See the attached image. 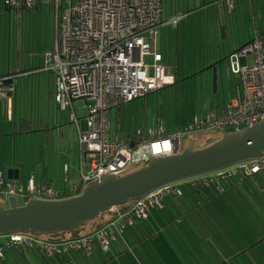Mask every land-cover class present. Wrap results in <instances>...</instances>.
I'll return each mask as SVG.
<instances>
[{"label":"built area","instance_id":"1","mask_svg":"<svg viewBox=\"0 0 264 264\" xmlns=\"http://www.w3.org/2000/svg\"><path fill=\"white\" fill-rule=\"evenodd\" d=\"M34 1L54 6V45L44 53L42 68L55 71L54 99L61 109L72 107L74 103L85 108V126L79 130L78 140L80 161L88 165L80 164L79 178L68 189L69 194L52 186L38 185L32 178L28 179L24 192L0 176L3 194L40 199L75 196L105 172L121 175L128 167L147 163L152 158L180 153L184 135L209 129L238 131L264 119V40L256 32L250 42L229 56L230 71L240 80L236 97L221 107L194 115L183 131L165 135L157 128L149 131L146 138L139 132L133 140L111 138L110 106L142 97L175 81L174 74L161 62V55L156 49L150 51V41L155 42L159 27L170 22L162 21L161 0H0V7L13 9L23 2ZM226 1L230 7L232 0ZM149 53L152 65L144 62V55ZM249 55L253 57L252 63L247 61ZM150 66L153 74L149 73ZM2 88L13 90L12 85L4 86L0 79V99ZM70 117L74 122L79 120L75 114ZM262 170L264 155L193 179L203 184L217 183V190L222 191L218 179L227 181L233 176L255 175ZM172 187L170 183L154 189L136 200L133 210L144 217L148 205L158 203L160 195ZM111 233L110 228L101 229L95 238L106 247L107 235ZM93 239L89 236L50 241L20 232L10 234L5 245L38 246L47 255H63L70 250L87 248ZM2 255L0 245V257Z\"/></svg>","mask_w":264,"mask_h":264},{"label":"rangeland","instance_id":"2","mask_svg":"<svg viewBox=\"0 0 264 264\" xmlns=\"http://www.w3.org/2000/svg\"><path fill=\"white\" fill-rule=\"evenodd\" d=\"M245 1V0H244ZM211 1H202L201 3L206 4L205 6L207 9H195L196 6H199V2H195V0H161L162 3V20L168 18L167 20H171L174 15H177L180 18V22L178 25L177 33H176V26L175 28H171L172 24H164L162 27V40L161 38L157 37V39L150 41V51H154V49L163 52H167L168 54V61L172 66L173 70H177V80L184 79V77L188 76L187 70L188 65L192 67V69L197 68V64L199 61L204 58L205 64L207 67L208 65L212 64L211 60L217 58V72L219 69V73L226 72L225 77V86L223 90L222 83L223 81H218V90L215 94V99L221 101L223 95H236L237 86L240 82L238 75L233 74L229 68V62L226 61L228 58L229 52H233L235 49H238L243 42L246 41L247 38L252 39L254 37V21L248 17V13L245 15H239L236 19V22L224 12L223 8L220 7L215 9L212 7L210 3ZM213 2V1H212ZM223 3L222 0L219 3ZM246 2V1H245ZM244 3V2H243ZM187 4L190 5L193 9L197 10L195 15H183L186 13ZM66 6V3H63ZM220 6V5H219ZM19 9H11L4 11L5 16L0 13V28H5L6 34V42L8 43V31L11 28V66L10 70H13L15 66H22V63L31 65L30 63H35L37 56L42 52L45 48L44 44L46 43V52L53 48L54 45V31H55V18H54V6L50 3H41L36 2L30 5V3L24 7L21 5ZM2 9V8H0ZM189 10L191 8L189 7ZM240 11V12H239ZM7 12V13H6ZM237 12L241 13V9H237ZM194 17V19H193ZM257 27L263 31L264 30V20L256 19ZM169 28L167 30L164 29L166 27ZM184 29L183 37L180 34L181 29ZM256 27V28H257ZM188 29V30H187ZM240 34L241 43L238 42V35ZM1 37V35H0ZM1 39V38H0ZM163 44L166 45L167 50L164 48ZM8 45V44H7ZM234 46H237L234 50ZM8 48V47H7ZM1 54V52H0ZM169 54L170 58H169ZM6 61L8 58V49L5 52ZM222 56V57H221ZM2 58L0 57V60ZM226 66L220 69L221 62L225 63ZM248 63H252L253 57L249 55L247 57ZM144 62L146 65H152L153 58L152 55L146 54L144 55ZM177 66L175 67V65ZM204 68V67H203ZM7 69V66H6ZM199 70V69H198ZM211 69L205 70L199 73L194 81V84L188 83L187 80L181 81V84L177 85L178 90H173L171 88H163L156 92H151L147 96V100L144 102L143 99L138 98L131 102H123L117 105L112 106L111 108V129L112 132H115L117 135L115 136H122L124 135L125 130H131L132 128L136 129L140 125L145 126V129H148L150 126L155 125V123L159 120V125H162L166 128L167 131L170 129L172 131L182 130L187 124L191 121L189 118L192 114H200L205 109L210 106V93L209 90H206V96L203 95L204 87L208 86L213 90L212 84V70ZM207 71V72H206ZM174 72V71H172ZM207 75H204V73ZM149 73L153 74L152 66L149 67ZM207 79H205V78ZM25 80L20 79L18 80L16 89L19 93L17 96V113H19V120L21 118L26 119L32 124V129L38 128V124L43 120V123H47V116L44 111V102L42 98L39 97V91L37 90V82H34L31 79L28 84V87L25 85ZM199 84V85H198ZM190 87L191 91H193L191 95V103L190 106V114L187 115L188 112V97L187 88ZM35 91V92H34ZM203 92V93H202ZM180 96V99L186 98L184 104L177 105L178 107L174 106L176 95ZM213 94V93H212ZM213 96V95H212ZM213 98V97H212ZM51 113L53 112V116L56 113L65 114L67 120H69L70 115L75 114L77 119L79 118L80 123L82 122V118L85 114V108L83 106L74 108L67 106L65 109H61L58 105H54L51 99ZM183 110V111H182ZM22 112V113H21ZM52 116V114H51ZM78 120V122H79ZM156 121V122H155ZM78 122H72L68 125H65L67 128V136L68 137V148L70 149L71 145L76 147L77 152L72 153L70 152L71 157L68 159L67 163L69 165V180H73L78 176V149H77V137H76V125ZM45 129V128H44ZM43 129V130H44ZM224 133L222 129H209L206 131H199L191 133L187 136H183L182 145L186 143L189 138L197 139L201 146H205L207 141L212 139L215 141L219 139ZM29 135H23L22 138L17 137L15 143V150L18 155H23L25 152L26 154L29 153L30 147L35 145L34 141H43L47 139V142L51 146H56L57 143L54 140H51L52 135L48 134L45 131H38ZM41 134V135H40ZM113 136V135H111ZM112 138V137H111ZM35 142V143H36ZM39 143V142H38ZM37 144V143H36ZM52 148V147H50ZM46 149V148H45ZM45 152V151H44ZM142 165H136L134 169L139 168ZM49 174L52 173L48 171L47 176L48 180L50 181ZM234 178L231 177V179ZM26 180L27 178H20L19 180H15L14 184L16 187H21L24 192H26ZM57 180L59 186L64 187V179L62 177V170L59 171L57 175ZM56 179H53L54 185L57 183ZM72 181V182H73ZM75 182V181H74ZM228 182L221 181V185H225ZM181 185L186 187L184 191V195L181 197V200L186 201V205L188 207L192 205H196L197 201H195L192 197V191L189 188V183L187 180H184ZM62 187V188H63ZM68 189L64 190L63 192L66 193ZM218 193V197L208 205L209 211L202 210L201 212L198 211L200 214L202 213L205 217V220L201 222V217L198 214H195L194 217V227H190L187 223L188 219L191 216V211L188 213L185 212L183 207H180L177 211H175L170 217L177 219L174 223L175 226L169 228V231H172L174 228L176 231L178 229V233H182L183 231H188V234L195 237L196 236L203 241V247L208 249L207 255L204 254L201 256V261L203 264H217L220 260L225 259L224 257L228 251V241L222 233L217 232L216 224L210 222L212 221L206 213H213L215 217H219V228L221 223H227L225 221L229 219H234L236 213H239L238 209L229 206L228 196L227 194H221L222 191H218L217 188L213 183L207 186V189H204L201 192V201H205L209 195V193ZM264 197V194H261ZM7 196H4L3 199L6 200ZM18 204H24V196L18 194L17 195ZM179 198H174V200H179ZM189 200L192 203H189ZM233 204V203H232ZM238 204V203H237ZM235 213V214H234ZM201 214V215H202ZM204 218V217H203ZM209 218V220H208ZM221 229V228H220ZM241 230L243 228L241 227ZM60 234L62 237H68L71 235V231L62 232ZM207 239V240H206ZM237 244V243H236ZM231 246V245H230ZM227 251V252H226ZM36 254L40 253L38 250H33ZM218 253V254H217ZM200 260V259H199ZM244 257H237L236 261L243 263Z\"/></svg>","mask_w":264,"mask_h":264},{"label":"crops","instance_id":"3","mask_svg":"<svg viewBox=\"0 0 264 264\" xmlns=\"http://www.w3.org/2000/svg\"><path fill=\"white\" fill-rule=\"evenodd\" d=\"M202 1H213L215 3V7L218 9L221 7L219 6L220 0H195V2L201 3ZM256 3L259 2V0L255 1ZM187 3H189V0H187ZM28 5L27 2H24L21 4L22 7ZM189 7L191 10H189ZM15 8V9H19ZM197 10L205 9L203 6V3L199 4V6H196ZM193 9L190 5L187 4V12L183 13V15H195L197 10ZM4 11H7L6 9H0V13L5 16ZM7 13V12H6ZM255 17L256 19L262 20V13L261 11H257L255 9ZM235 13V17H236ZM162 16V14H161ZM234 17V18H235ZM55 18V14H54ZM177 15H174V17L171 20H167L168 18L163 20V23L170 21L171 28H175L176 26V33L178 32V25L180 20H178V23H173V20L177 19ZM233 18V19H234ZM194 19V17H193ZM236 22V18L234 19ZM164 25V24H163ZM162 25V26H163ZM166 25V24H165ZM256 20L254 21V32L256 30ZM159 27V37L162 40V29L163 27ZM169 28L166 27L164 29L167 30ZM258 28V27H257ZM188 30V29H187ZM11 28L8 31V43L6 42V34L5 28H0V57L2 58L0 60V79L3 80L6 83H11L13 81L14 83H18V80L24 79L25 85L28 87V84L31 79H33L34 82H37V90L39 91V97L41 98L40 93L42 94L43 102H44V111L46 113V116L48 118L47 123L44 124L43 120L38 124V128L35 130L32 129V124L27 121L24 118H21L19 120V113H17V96L18 92L16 91H8L5 88H2V98L0 99V176L3 179H6V173L9 168L15 167L19 169V175L20 178H27L26 184L29 178H32L34 182L41 186H52L54 189L61 190L62 192L66 189H69L74 181L72 182L69 180V178H72L69 176V165L67 163L68 159H70L72 153H76V147L71 145L70 149L68 148V137L67 135V128L65 125H68L69 123H72L71 117L69 120H67V117H65V114H59L56 113L55 116H53V112L51 113V99L56 104L53 98V92H54V85H55V71L53 70H46L42 69L43 66V56L44 53H46V43L44 44L45 48L42 52L37 56L35 63H30L31 65L25 64L23 62L22 66L18 67L15 66L13 70H10L11 66ZM184 29L182 27L181 29V35L183 37ZM238 35V42L241 43L240 34ZM251 40V39H250ZM249 38L246 39L245 42L241 44L244 45L247 42L250 41ZM54 41V40H53ZM8 44V45H7ZM164 48L167 50L166 45L163 44ZM240 46V47H241ZM8 47V48H7ZM237 48V46H234L232 48L233 50ZM6 49H8V58L6 61ZM51 50V49H50ZM236 50V49H235ZM164 50L159 51L161 54V62L167 66L168 72L174 74L173 68L170 65L168 61V54L167 52H163ZM48 52V51H47ZM231 52H229L228 55H230ZM169 54V58H170ZM222 57V56H221ZM241 62L244 61V59H240ZM211 63L218 67L217 65V58L211 60ZM210 64V65H212ZM225 63L221 62V68L226 66ZM197 68L205 67V60L202 58L201 61L198 62ZM204 65V66H203ZM7 66V69H6ZM230 68V67H229ZM211 71V70H210ZM207 72V71H206ZM204 73V75H207V73ZM227 72V71H226ZM226 72L221 76V73H219L218 69V81H223V79L226 77ZM205 78V77H204ZM206 79V78H205ZM207 80V79H206ZM204 93L206 94V90L213 91L208 86L204 87ZM239 89V84L237 86V91ZM224 90V88H223ZM35 92V91H34ZM213 91L210 93V106L205 109L202 113L211 110L215 107L217 104V100L215 99ZM213 95V96H212ZM236 95H227L226 98H234ZM206 96V95H205ZM213 97V98H212ZM221 102V101H219ZM79 103H74V108L81 107L78 105ZM114 106V105H113ZM111 108H109V115H110V121H111ZM22 113V112H21ZM200 113V114H202ZM52 114V116H51ZM193 115L198 114H192ZM83 119V118H82ZM69 122V123H68ZM76 125L77 132V149H78V163H80V150H79V130L81 128H84L85 123L84 120L80 123V120L78 122V125ZM111 126V122H110ZM155 125H152L148 128L147 131H149L151 128H153ZM142 127L140 129H145L143 127L145 126H139ZM138 127V128H139ZM47 132V135L51 134L52 138L51 140H54V142L57 143L55 146H51L47 139L46 141H34V146L32 145L30 148V151L28 154L25 152L23 155H18L15 150V143L16 138L20 137L22 138L23 135H31L34 133V136H36V132L45 131ZM44 129V130H43ZM137 129V128H136ZM135 129L132 128L131 133H128V130H125L123 132L124 135L122 136H115L117 135L115 132H112L111 129V135H113L116 138L119 139H126L129 134L132 135V132ZM41 135V134H40ZM131 140V139H129ZM37 144H36V143ZM39 142V143H38ZM52 147V148H50ZM46 148V149H45ZM45 151V152H44ZM79 169V166H78ZM62 170V177L64 179V187L62 188L59 186V182L57 180V175L59 171ZM50 171L52 174H49V177L51 178L50 181L48 180L47 173ZM53 179L57 180L56 185H54ZM228 182L225 185L222 186V193L221 194H227L229 206L232 209L234 207L235 209L239 210V213H236V216L234 219H229L225 221V223L220 224L219 228V217H215L213 213H206L207 216L210 214V219L212 223L216 224L217 226V232L220 234L222 233L223 236L226 237L229 245H228V251L227 254L224 256L226 257L223 260H220L217 264H264V197L261 194H264V170L261 171L259 174L255 175H249V176H234V178H230L229 180L225 181ZM210 194V193H209ZM212 194V193H211ZM217 192L214 193L215 197L211 200L213 202L218 196ZM209 196V195H208ZM196 201V200H195ZM206 201H200V204L193 206L191 210V214L188 216H191L190 219H188L187 223L192 228L194 227V217L195 214H198L199 217H201V222L205 220V217L200 212L202 210L209 211L208 205L210 204ZM233 203V204H232ZM238 203V204H237ZM172 207H176V211L183 207L185 212L188 213L189 207L186 205L185 201L179 200L178 203H171L164 201V207L162 208V212H153L151 214V218L147 220L146 222L140 223V228L136 234L128 235L127 236V242L121 240V243H116L115 246V254L114 257L111 258L100 251V249H96V251L91 255L92 262H85L86 264H203L201 261V256L204 254L207 255L208 249L203 247V241H201L197 236L195 232V237L188 234V231H183L182 233H178L177 231L172 228V231H169V228L175 226L174 223L177 221V219H174L173 217H170V215L173 214ZM191 208V207H190ZM169 212H168V211ZM171 211V212H170ZM163 213V215H161ZM235 214V213H234ZM209 220V218H208ZM141 225H143V228L149 229L148 233H143L141 230ZM241 227L244 231L241 230ZM195 228V227H194ZM207 240V239H206ZM3 241V239L0 237V242ZM237 243V244H236ZM231 245V246H230ZM218 254V253H217ZM237 257H244V262H238L236 261ZM111 258V259H110ZM48 258V256L44 255L43 253L36 254L33 252V250H26V249H8L4 251L3 258L0 260V264H58L59 262L56 261V258ZM70 260L69 264H77L78 257L76 255L72 258H68ZM200 259V260H199ZM61 260V259H60ZM84 263V264H85ZM61 264H67L66 261L63 259L61 261Z\"/></svg>","mask_w":264,"mask_h":264},{"label":"water","instance_id":"4","mask_svg":"<svg viewBox=\"0 0 264 264\" xmlns=\"http://www.w3.org/2000/svg\"><path fill=\"white\" fill-rule=\"evenodd\" d=\"M212 70L213 91L217 87V68L214 64L198 73ZM191 73L184 79L194 76ZM183 80V79H181ZM133 145V142H130ZM264 155V119L238 131L224 132L205 146L189 138L181 152L155 157L145 165L124 174L111 171L87 184L75 196L61 199L28 198L18 204L15 195L0 198V236L14 233L50 235L72 231L89 225L101 214L114 207L137 200L154 189L183 179L228 168ZM19 169L7 170L6 178L19 180Z\"/></svg>","mask_w":264,"mask_h":264},{"label":"trees","instance_id":"5","mask_svg":"<svg viewBox=\"0 0 264 264\" xmlns=\"http://www.w3.org/2000/svg\"><path fill=\"white\" fill-rule=\"evenodd\" d=\"M223 3H219V5L223 8L224 12H226V14H228L232 19L235 17V13L236 14V19L238 18V14L239 15H245L246 13H248V17L250 19H252L253 21H255V9L257 11H261L262 13V20H264V0H259L258 3H256L255 1L257 0H232V4L231 6H227V1L226 0H222ZM36 2H41V1H34V2H30V5H32L33 3H36ZM244 2V3H243ZM24 3V2H23ZM41 3H44V2H41ZM210 3H213V2H210ZM215 3H218V2H215ZM211 4L212 7L214 8V4ZM29 4V3H28ZM206 4H203L204 8L207 9V7L205 6ZM2 9H6V10H11V9H8V8H3V7H0ZM241 9V13L237 12V9ZM216 9V7H215ZM246 16V15H245ZM234 18V19H235ZM180 18H177L173 21V23H178V20ZM233 19V20H234ZM163 21V20H162ZM166 24H170L169 23H166ZM177 25V24H176ZM162 26V25H161ZM160 26V27H161ZM159 32V31H158ZM258 32L259 35L262 37V39L264 40V30L261 31L259 28H256L255 32H254V36H255V33ZM157 37L159 38V33L157 35ZM156 37V39H157ZM253 39V38H252ZM251 39V40H252ZM250 40V41H251ZM249 41V42H250ZM248 43V42H247ZM240 48V47H239ZM159 54L160 52L158 50H156ZM235 51V50H234ZM233 51V52H234ZM232 52V53H233ZM230 53V54H232ZM161 55V54H160ZM229 56L228 55V58L226 59V61H230L229 59ZM162 60V59H161ZM191 65V64H190ZM188 65V72L187 74H191V73H195L194 76H192L191 78L189 79H183V80H187L188 83H192L194 84V81H195V78L196 76L199 74L198 71L203 68V67H198V69H192V67ZM177 66V64L175 65V67ZM204 66V65H203ZM43 69V68H42ZM51 70V69H50ZM174 71V76H175V81L172 85H168V86H164L160 89H163V88H171L173 90H178L177 89V85L178 84H181V81L183 82V80H177V77H176V74H177V70H173ZM224 74L221 73V76ZM217 76H218V73H217ZM219 77V76H218ZM218 77H217V87H216V92L218 90ZM225 78L223 79V83H222V86L224 88V86L226 85L225 84ZM196 82V81H195ZM3 85L4 86H9V85H12L13 86V90L12 91H16V86L17 84L14 83L13 81H11V83H6L3 81ZM199 85V84H198ZM54 88H55V85H54ZM7 89V88H5ZM160 89H157L153 92H156ZM8 90V89H7ZM10 91V90H8ZM10 91V92H12ZM239 91V89H238ZM238 91H237V95H238ZM212 92V91H211ZM216 92L214 93V95L216 94ZM151 92L147 93L146 95L142 96V97H137V98H134L132 99L131 101L135 100V99H138V98H141L144 100V102L147 100V96L150 94ZM193 91H191L190 87L187 88V94H188V97H186L188 99V102H187V105H188V112H187V115L190 114V106L189 104L191 103V95H192ZM236 95V96H237ZM227 95H223L222 97V100L221 102H217V104L215 105V107H221L224 103H226L228 100L232 99V98H226ZM216 97V96H214ZM53 98H54V92H53ZM186 98H183L180 99V96L177 94L176 95V99H175V103H174V106L178 107L177 105H180L181 104H184V100ZM217 98V97H216ZM55 101V99H54ZM129 101V102H131ZM56 103V101H55ZM119 103H123V102H118L114 105H117ZM57 105V103H56ZM113 106V105H112ZM214 107V108H215ZM183 111V110H182ZM209 111V110H208ZM207 112V111H206ZM204 112V113H206ZM202 113V114H204ZM202 114H198V115H202ZM194 116V115H193ZM192 116V117H193ZM192 117H189V118H192ZM72 120V119H71ZM109 120H110V115H109ZM73 121V120H72ZM111 122V121H110ZM156 122V121H155ZM159 120L155 123V126L153 128H151L149 131L151 130H155L157 128H161L162 129V134H169L171 132H173L171 129L169 131L166 130L165 127H163L162 125H159ZM142 127H139L137 129H135L133 132H132V135L129 134L127 137H125L127 140L131 139L133 140L136 136V132H139L142 136H144L145 138L148 137V133L149 131H147L148 129H140ZM145 128V127H143ZM185 128V127H184ZM184 128L182 130H176V131H183ZM111 126H110V129H109V135L110 137L112 138H116L114 136H111ZM128 133H131V131L128 130ZM184 136H187V135H184ZM123 139V138H122ZM212 141V139H211ZM79 150H80V147H79ZM80 159H81V153H80ZM80 164L83 165V166H87L88 164H84L83 162L80 161L79 163V169H78V176L75 180V182L78 180L79 178V170H80ZM143 164V163H142ZM141 164V165H142ZM134 167L135 166H131V167H128L124 173H127L129 171H132L134 170ZM263 171V170H262ZM261 172V171H260ZM259 172V173H260ZM123 173V174H124ZM257 173V174H259ZM208 174V173H206ZM204 174V175H206ZM195 177H192V178H188V179H183V180H180V181H177V182H174L172 183L173 184V187L171 189H169L168 191L166 192H163L161 195H160V198H159V202H154L152 204H149L148 207L146 208V215L144 217L142 216H138V214L133 210V206H134V203L136 202V200L132 201L131 203H126V204H122V205H118L116 206L115 209H111L103 214H101L98 218L94 219L89 225L87 226H83V227H79L75 230H72L71 231V235L68 236V237H62L61 235L63 234H60V233H55V234H50V235H34V236H37V237H40V238H44V239H47V240H50V241H67V240H75V239H82V238H85V237H89L91 236L92 238H94L92 241H89L88 242V246L87 248H78V249H75V250H70L68 251L67 253L65 254H52V255H47L45 254V251L43 249H41L40 247L38 246H31V247H24V246H19V245H15V246H7L5 245V243L8 241L9 239V236L10 235H5V236H0L3 241L0 242V245L3 247V253L4 251L8 250V249H30V250H38L40 253H43L44 255L48 256V258H53V260H55L54 258H56V261H58L59 263L58 264H61V261L64 259L66 261L67 264H69L70 260L68 258H72V256L74 257L76 255V257H78V261H82V262H77V264H84L85 262H92V259H91V255L96 251V249H100V251L104 254H109L107 255L108 257H110L111 255V258L114 257V254H115V248L113 246H115L116 243H121V240L127 242V236L128 235H133V234H136L140 228V223H143V222H146L147 220H149L151 218V214H153V212H162V208L164 207V201L166 200L167 202H169V204L171 205V203H178L179 200H181V197L184 195V191L186 189V187L184 188L183 185H181V183L184 181V180H187V182L189 183V188L191 189L192 191V194H193V199L197 201L196 205L200 204V197H201V192L204 190V189H207V186L210 185V183H213L216 187L217 183H214V182H210V183H206V184H203V183H199L197 180L194 181ZM6 181H11L13 184H14V181L15 180H10V179H5ZM194 181V182H193ZM221 181H224V180H221V179H218V183L221 185ZM193 182V183H192ZM15 185V184H14ZM222 187V186H221ZM217 188V187H216ZM218 189V188H217ZM2 188L0 189V198L2 199L4 196H7L5 194H3L2 192ZM61 191V190H60ZM81 190H79L78 192H80ZM220 192V191H219ZM64 193V192H63ZM67 194H69V190L66 191ZM209 193V192H208ZM222 193V192H221ZM70 195H72V193L70 192ZM218 195V194H217ZM179 200H174V198H179ZM215 197L214 193H210L209 196L207 197L206 200H212L213 198ZM25 198V197H24ZM28 198H25L24 201H26ZM138 200V199H137ZM205 200V201H206ZM184 201V200H182ZM187 201V200H186ZM185 201V202H186ZM189 203H192L190 200H189ZM193 206L195 205H192L191 204V208L189 207V210L188 211H191L190 209L193 208ZM172 212L174 213L176 211V207H172ZM168 211V210H167ZM169 212V211H168ZM171 212V211H170ZM163 215V213L161 214ZM131 221V222H130ZM144 226L141 225V230L143 233H150L148 232L149 229H146V228H143ZM110 228V231L112 232L111 235L108 234V239H109V242L107 244L106 247H103L100 242L95 238V235L96 233L99 231V230H103V229H109ZM67 232V231H65ZM28 234H31V233H28ZM113 234V235H112ZM33 235V234H32ZM1 258H3V255L2 257H0V260ZM110 258V259H111ZM61 259V260H60ZM86 264V263H85Z\"/></svg>","mask_w":264,"mask_h":264},{"label":"clouds","instance_id":"6","mask_svg":"<svg viewBox=\"0 0 264 264\" xmlns=\"http://www.w3.org/2000/svg\"><path fill=\"white\" fill-rule=\"evenodd\" d=\"M183 147H184V145H183Z\"/></svg>","mask_w":264,"mask_h":264}]
</instances>
